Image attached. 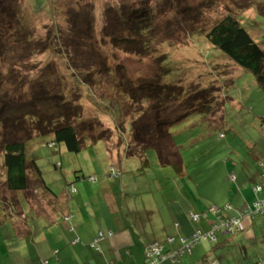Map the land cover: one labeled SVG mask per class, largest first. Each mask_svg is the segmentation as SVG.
<instances>
[{"label":"rangeland","instance_id":"1","mask_svg":"<svg viewBox=\"0 0 264 264\" xmlns=\"http://www.w3.org/2000/svg\"><path fill=\"white\" fill-rule=\"evenodd\" d=\"M2 2L4 6L0 9V18L10 21L9 25L5 24L0 28V32H3L0 48L4 52L3 55L0 53V92H9L19 104L30 103L32 95L28 98L23 91L29 87L32 90L35 78L42 77L47 81L46 91L49 93L46 100H40L38 106L46 107L47 115L57 117L55 101L70 104L75 109H83L82 117H76L73 122L86 140L87 145L82 151L71 152L65 144L51 148L45 143L50 138H36L29 146L31 157L36 160L42 177L41 181L37 174L38 180L34 182L37 189L34 193L36 190L48 192L50 198L63 195L64 203H60L61 206H67L69 201L73 205H77L79 201L84 203V198L76 188L70 191V184L89 181L91 178L88 176L93 177V173L101 175L94 169L108 167L119 159L117 154L120 151V156L123 155L120 134L115 131L116 124L110 113H115L117 101L125 109L131 110L134 105L125 90L139 91L138 87L143 83L157 82L184 87L183 97L163 106L160 115L171 122L182 115L187 116L170 127L174 143L185 161V172L179 174L171 166L160 169L154 150L146 152L150 161L148 166H143L139 157L124 156L121 176L111 178L108 174L110 167L105 172V178L117 180L112 184L114 194L117 191L118 195L123 192L122 196L127 194L128 201L136 204L141 203L142 199L147 200L143 194H139L142 189L159 199L165 197L169 202L174 201L178 193L194 199L197 196L207 198L213 195L219 198L223 195L226 166L232 167L235 162L241 161V156L231 153V147L244 152L241 143L250 145L261 142L258 136L264 131V90L258 89L257 85L253 87L254 76L210 43L206 34L218 20L227 14H233L264 48V0ZM38 6L42 8L39 9ZM143 6L153 12L151 18L156 24L149 43L150 51L130 52L126 45L114 43L112 32L120 38L124 34H130L124 30L121 19H126L127 13L133 8ZM121 7L125 11L120 15ZM148 17L150 16L146 12V16L141 19ZM73 21L77 27L71 28ZM110 30L111 33H108ZM64 33L66 37H62ZM138 37L145 39L140 34ZM57 41L61 43L53 47V43L57 44ZM18 44L24 47L17 50ZM122 80L127 86H123ZM1 85H8V89ZM248 90L250 91L247 92ZM55 93H61L69 101L61 98L54 101L51 94ZM49 96L50 100L47 99ZM230 96L238 101L234 103ZM208 104L211 106L210 112H205L204 109L203 112L198 111L202 108L208 110ZM141 105L143 110L135 113L139 115L142 111L151 121H156L158 111L150 108L148 102L139 106ZM126 126L129 127V124ZM26 127L30 137L40 136L35 127L31 128L29 124ZM109 128L113 130L111 137L107 131ZM2 131L0 125V147ZM101 133H104L103 140L106 141L90 145L92 138ZM126 135L130 140V134L126 132ZM235 136L240 139H235ZM5 170L0 150L2 184ZM83 176L85 179H82ZM0 186L2 189L3 185ZM4 194L8 196L7 192H0L2 202L6 201ZM24 196V192H18V199L28 207L30 202L25 199V203ZM258 231L260 232L259 229ZM254 248L250 249L253 260L259 252L264 251L257 248L256 244Z\"/></svg>","mask_w":264,"mask_h":264},{"label":"crops","instance_id":"2","mask_svg":"<svg viewBox=\"0 0 264 264\" xmlns=\"http://www.w3.org/2000/svg\"><path fill=\"white\" fill-rule=\"evenodd\" d=\"M231 100L238 101L235 97ZM258 139L261 142L241 143L244 152L231 147V153L241 156V161L226 166L223 195L219 198L213 195L194 199L178 193L169 202L142 189L139 194L147 200L136 204L128 201L127 194L122 196L123 192L113 193L112 184L117 180L105 178V172L114 163L95 168L101 173L96 183L81 180L84 182H72L70 188L67 185L70 191L78 190L83 204L69 201L67 206H61L63 195L56 196V200L48 192L31 190L23 197L30 202L25 207L18 195L7 192L8 196H4L9 199H0V264H148L146 251L152 241H160L164 252L173 253L181 249L183 236L198 230L211 231L214 225L228 219L241 220L234 228L237 232L233 233V228L219 229L217 242L203 241L178 262L166 258L162 264H209L213 259L222 264H261L264 251L254 260L250 255L254 244L264 250V208H260L264 190L258 189L264 183V175L260 174L264 131ZM119 164L114 166L122 168ZM17 199L19 203H13ZM191 212L199 214V219L192 221ZM100 232L105 238L97 249L91 243ZM169 238H175L174 242L170 243Z\"/></svg>","mask_w":264,"mask_h":264},{"label":"trees","instance_id":"3","mask_svg":"<svg viewBox=\"0 0 264 264\" xmlns=\"http://www.w3.org/2000/svg\"><path fill=\"white\" fill-rule=\"evenodd\" d=\"M3 6L4 4L2 0H0V9H3ZM38 8L40 9L42 8V6H38ZM121 8L122 12H120V15L125 11V8ZM116 11L119 14V10L117 9ZM146 12L150 17L141 19V17L146 16ZM127 14L128 15L126 16V19L122 18L121 21L124 30L129 31L130 34H124L120 38L119 36L115 35L114 32H112V40L114 39L113 41L114 43H116V45H119L120 43H122L121 45H126V47L129 48L127 49V51L130 52L140 53L144 50H146V52L150 51L149 43L150 39H152V35L155 31L156 25L154 19H152V15H154L153 12L150 11L147 6H143L139 9L133 8ZM9 21L10 20H5L3 17H1L0 28L5 24L9 25ZM75 23L76 22L74 21L72 22L71 28L76 26ZM107 26L109 27V25ZM118 28L120 31H122L120 27ZM68 31L69 30H67V32ZM2 33L3 32H0V47L2 46ZM108 33H111V30L108 31ZM139 34L142 37H145V39H140L138 37ZM56 35L57 34H55V36ZM62 37H66L65 33L62 34ZM206 37L210 43H212L217 49L223 51L226 55H228L229 58L232 59L239 67L244 69L247 73H250V75L254 76L253 87L257 85L259 89L264 90L263 44L254 39L249 29L240 22V19L238 17L233 14H227L225 17H223L221 20H218L214 25L211 26L206 34ZM43 40L47 42L46 38H44ZM60 43L61 42L59 41H57V44L53 43V47H56V45ZM23 47L24 46L19 45V47H17V50H21V48ZM0 53L2 55L4 54L3 49L1 48ZM55 80L56 82H58L57 79ZM34 81L35 84L32 85V90H29V87L23 91L24 95H27L28 98L31 95L33 98L30 99L31 102L27 104H19L18 101H16V98L12 97L9 92H6V94L0 92L2 94L0 96H3L0 97V125L3 130L1 133L2 143L0 150L3 153L4 165L6 169L5 174H3V177L5 178L3 184L0 181V185H3L2 189H0L1 193L11 192L12 194H15L17 196L18 192H24L25 197H27V194H29L31 190L37 189L35 188L34 182L38 180L37 174L42 181L41 171L36 163V160L31 157V153L29 150V146L36 138L43 140L50 138L46 142L44 141L49 145V147L55 148L58 144H65L69 151L76 153L82 151L83 148L87 145L85 138L79 134L78 129H76L73 123L76 117H82L83 109H81L80 107H76L75 109V107L71 106L70 104L64 105L63 102L62 104H60L55 100L59 98L64 99V96L61 93L51 94V97L54 98L53 100L56 103L55 112L57 115V117L51 118L49 115H47L48 112L46 111V107L40 108L38 106L40 100H46V96L49 93V91H46L47 81L45 79L43 80L42 77H40V79L35 78ZM122 81L124 83L123 86H127L125 85V81ZM2 87L8 89V85ZM39 87L40 89H42L41 92L39 91ZM139 87V91L130 89V92L125 90V93L129 94V100L131 101V104L134 105L131 110L125 109L122 103L120 101H117L115 102V113H110L111 116H113L116 124L115 131H118L120 134L119 140H121L120 144L122 145L120 149H124L123 155L120 156V151L117 154V158L119 159L116 158L117 160L113 163L116 164V162H119L120 164H122V161H124L122 158L124 156H132L139 157L138 159H140V161L143 163V166H148L150 161L146 157V152L149 150H154L159 159L160 166H171L179 174H183L185 172V161L180 153V150L174 143L172 133L170 132V127L172 124L182 121L187 116L182 115L181 118H178L176 119V121L171 122L167 118H162L160 113L162 114L163 106L170 102L177 101L181 97H183L182 94H184V87L180 86L178 88V86L175 87L174 85H167L165 83L159 84L157 82L143 83ZM30 91H32V93H30ZM5 99H8L11 103L9 101H5ZM47 99L50 100V96ZM64 101L69 100L64 99ZM210 101H212V99ZM145 102H148L151 105L150 108H154L158 111L156 121H151L150 118H147L144 114H142V111L139 112V115L135 113L137 112V110H143V105H139ZM210 104H208V110L202 108L198 111L203 112L204 109L205 112H210ZM35 107L38 108L36 109ZM77 112L79 113V115ZM28 124L29 127H35V129H38L37 132L38 134H40V136H34V138L30 137V133L26 127ZM126 124H129V127L126 126ZM107 131L109 133V137H111V134L113 135V130L109 128L107 129ZM126 132L130 134V140L126 135ZM103 135L104 133H101L99 136H95L94 139L92 138V142H89V144L95 145L100 141H106L103 140ZM221 136H224V134H221ZM44 142L42 141V143ZM114 164H112L113 166L111 167L108 174L111 177L121 176L122 168L120 166L116 167L114 166ZM260 174L264 175V161H261ZM92 175L93 177H91V175L88 176V178H91L92 180H90L89 182L94 183L95 181H98V174L93 173ZM83 178H85V176H83ZM260 186L261 188L259 190L263 191L264 183L261 182ZM7 199L9 198L7 197L6 200ZM16 202L18 204L19 200H14L13 203ZM195 214L197 213H190V218L192 221H196V219L194 218ZM262 214L264 215V211H262ZM196 232L197 231L189 236H183L181 238V248L183 246L182 239L192 238ZM208 232L202 231V233ZM216 232L217 230L214 231V240L210 238L202 239L192 248V250L203 241L217 242L218 236ZM235 232H237V230L233 231V233ZM153 242L154 241H152L148 245V248ZM157 242L162 245L160 241ZM148 248L146 251V257ZM186 252L188 251L180 254L179 259ZM260 258L261 261H264V256ZM214 260L222 264L217 259L211 260L209 264ZM176 262H178V260Z\"/></svg>","mask_w":264,"mask_h":264},{"label":"built area","instance_id":"4","mask_svg":"<svg viewBox=\"0 0 264 264\" xmlns=\"http://www.w3.org/2000/svg\"><path fill=\"white\" fill-rule=\"evenodd\" d=\"M261 186L258 187V189H260ZM260 208H264V200L262 202V206ZM262 211H264V209H261ZM194 218L196 220L199 219V215L195 214ZM241 223L240 219H228V220H222V224L221 225H214L212 228V231L208 232V233H202V231H197L194 236L192 238H183L182 242H183V246L181 248V250L175 251L173 253H164L163 251V246L160 245L157 241H154L148 248V252H147V259H148V264H162L163 260H165L166 258H171L174 262H176L177 260H179V255L182 254L185 251H191L192 248L202 239H215V235H214V231L219 230V229H223L224 227L227 228H233V230H235V227H238ZM112 235V233L110 234ZM105 238V235L103 232H100L98 234V236H96L91 245L93 247H96L97 249H99V243L101 240H103ZM175 240V238H169L170 243L173 242ZM261 264H264V261L262 260L260 262ZM210 264H220L218 261H212Z\"/></svg>","mask_w":264,"mask_h":264}]
</instances>
